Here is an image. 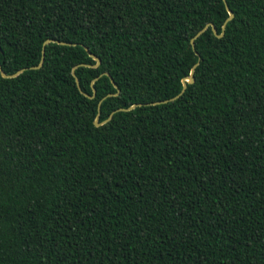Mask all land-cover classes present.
Instances as JSON below:
<instances>
[{
  "label": "trees",
  "instance_id": "trees-1",
  "mask_svg": "<svg viewBox=\"0 0 264 264\" xmlns=\"http://www.w3.org/2000/svg\"><path fill=\"white\" fill-rule=\"evenodd\" d=\"M225 1L194 50L223 0H0L6 74L50 39L0 72V264H264V0Z\"/></svg>",
  "mask_w": 264,
  "mask_h": 264
},
{
  "label": "water",
  "instance_id": "water-1",
  "mask_svg": "<svg viewBox=\"0 0 264 264\" xmlns=\"http://www.w3.org/2000/svg\"><path fill=\"white\" fill-rule=\"evenodd\" d=\"M223 1H224V3H225L226 9H227V11H228V17L225 19V21H224V23H223V25H222V27H221V32H220V33H217L216 28H215V26L213 25V23H208V24H206L202 29H200V30L195 34V36H193V37L190 39V44H191V46H192L193 49H194V39H195L197 36H199V35H200V34H201V33L207 28L208 25L211 26V29H212L213 33H214L216 36L220 37V36L223 35V33H224V29H225V25H226V22H227L228 20H230V19L234 16L233 11L228 7V5L226 4V1H225V0H223ZM48 42H50V39H46V40L43 42L42 55H41L40 61H39V63H38L37 65H33V66H31V67L20 68V69H18L16 72H14V73H12V74H6V73L1 69V66H0V72H1V75H2L3 77H14V76L18 75L19 73H21V72H22L23 70H25V69H28V68H39V67H41L42 64H43V60H44V45L47 44ZM62 43H63V42H62ZM85 48H86L88 54H89V55H90V56L96 61V63H95L93 66H97V65H99V63H100V59H99L96 55H94L93 53H91V52L88 50L87 47H85ZM194 50H195V49H194ZM195 52H196V51H195ZM196 53H197V52H196ZM195 65H196V64H194V65L192 66L189 75L185 76V77L182 79V81H183V82H182V88H181L180 92H179L177 95H175V96H173V97H171V98H168V99L159 100V101H153V102H150V103H135V104L131 105L130 107H128L127 109L133 108V107H135V106H141L142 104H144V105H148V104L152 105V104H158V103H165V102H168V101H170V100H173V99L177 98L178 96H180V95L185 91L186 86H187L186 81H187V82H193V80H194V67H195ZM72 73H73V75L75 76L74 72H72ZM104 73L110 77L111 82L114 84V86H116L115 83H114V81H113V79H112L111 76L109 75V73H108V72H104ZM75 81H76V84L78 85V79H77L76 76H75ZM78 88L80 89L79 85H78ZM80 90H81V89H80ZM117 92H118V89H117ZM84 94H85L86 96H88V97H93L94 94H95V90L93 89V95H87L86 93H84ZM109 95H110V94H109ZM100 102H101V101H99V103H98V113H97V116H96L95 121H94V124L97 125V126L100 125V124H102L103 122L109 120V119L111 118L112 114H113V112H112V113L109 115V117H108L105 121H103V122H98L97 120H98V115H99V104H100ZM121 109H124V108H118L117 110H121Z\"/></svg>",
  "mask_w": 264,
  "mask_h": 264
}]
</instances>
